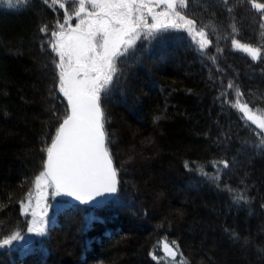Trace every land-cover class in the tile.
<instances>
[{
	"label": "trees",
	"instance_id": "trees-1",
	"mask_svg": "<svg viewBox=\"0 0 264 264\" xmlns=\"http://www.w3.org/2000/svg\"><path fill=\"white\" fill-rule=\"evenodd\" d=\"M63 2L0 4V241L27 234L28 194L69 114L51 47L65 12L67 24L78 20ZM254 3L264 0H189L180 10L209 46L169 28L117 60L101 93L117 197L90 209L52 195L65 204L48 234L28 249L20 239L0 247V264H167L163 242L177 264H264L262 130L237 112L232 90L264 117V12ZM233 39L259 47V60Z\"/></svg>",
	"mask_w": 264,
	"mask_h": 264
},
{
	"label": "snow or ice",
	"instance_id": "snow-or-ice-1",
	"mask_svg": "<svg viewBox=\"0 0 264 264\" xmlns=\"http://www.w3.org/2000/svg\"><path fill=\"white\" fill-rule=\"evenodd\" d=\"M153 2L166 5V10L154 12ZM27 3L28 0H0V4L8 8ZM51 3L66 8L63 0H51ZM72 3L77 8L75 16L79 18V23L74 28H65L72 18L66 11L64 23L58 22L60 31L52 33L57 39L51 45L60 58L57 63L60 69L59 90L67 98L70 114L65 116L51 146L46 149L45 168L35 177L34 184L39 188L46 178H50L56 195L63 194L91 203L98 196L117 191V170L105 146L101 93L112 83L117 59L139 39L138 29L185 28L201 38L198 41L201 50L209 46L211 40L207 39L204 28L198 29L196 21L180 10L188 7L189 0H72ZM87 5H91V10ZM253 7L264 12V3H254ZM145 10L155 23H148ZM160 17L165 19L162 21ZM261 18L264 19V16ZM41 31L47 32V26ZM232 43L253 60H259V47L242 44L236 39ZM228 87L233 86L229 84ZM242 95L237 93L238 97ZM233 106L243 112L246 119L264 129V120L251 114L252 110L246 102L237 99ZM221 163L228 166L227 162ZM45 226L46 222L42 219L39 222L34 219L28 231L43 235ZM19 239H22L19 233L13 234L0 241V247ZM163 249L175 257V250L167 242H163Z\"/></svg>",
	"mask_w": 264,
	"mask_h": 264
},
{
	"label": "rangeland",
	"instance_id": "rangeland-1",
	"mask_svg": "<svg viewBox=\"0 0 264 264\" xmlns=\"http://www.w3.org/2000/svg\"><path fill=\"white\" fill-rule=\"evenodd\" d=\"M86 7H88L89 10H91V5H87ZM153 10L154 12H162L166 10V5L163 4H155L153 2ZM83 15V14H82ZM145 19L148 21L149 24L155 23V21L152 20V17L150 15L147 14V11L145 10ZM159 19H161L162 21L165 19L164 17H160ZM79 23V18L77 20L76 25ZM76 25H71V24H66L65 28H68L69 26L71 27H76ZM171 28V27H170ZM169 28H162L159 31L156 30H152L149 31V29L147 27H142L140 29H138L139 32V39H137L135 41V44L131 47L128 48L127 52L125 53L124 58L128 56V54L135 49L136 45L138 44V42L142 39V38H152L154 36H157L161 31L166 30ZM186 30V29H184ZM60 29L59 27L54 30L53 32H59ZM57 37L56 36H51V45L52 43H54L56 41ZM123 56L119 57L117 60L122 59ZM117 62V61H116ZM234 92V104L236 102L237 99H240V101L242 103L246 102L245 97L242 95L240 97L237 96V93H242L240 91H237L236 89H232ZM247 103V102H246ZM249 106V105H248ZM235 109L237 110V112L241 115V117L245 120L246 123L250 124V125H255L258 127L257 123H253L251 120H248L245 118V114L241 111L238 110V108L235 107ZM249 109L252 110L251 107H249ZM251 114L259 117L261 120H264L263 116H260L257 114V112H255L254 110L251 111ZM260 128V127H259ZM262 130V134L260 135V131L257 132L258 135H260L261 139H259L258 144L259 145H264V129ZM251 149L253 148L252 146L250 147ZM256 149V148H255ZM55 194V189L53 187V185H51V181L49 180V178H46V182L42 183L40 185L39 188H37L36 186H34V189L32 190V192H30L28 194L26 203H25V211H27L28 213H30V223H29V228L32 227V221L35 219L37 222H39L41 219L43 221L46 222V226H45V232L43 235H37L35 232H27V234L21 236L22 239L19 240L21 246H22V250L23 249H28L29 246L31 247L33 245V241L34 238L36 236L40 237V236H46L48 234V229L53 226L56 223V210L62 206L65 203L61 202H51L50 199L52 198L51 196ZM57 197L59 199H64L65 197L61 196V195H57ZM33 213H35L36 215L33 216ZM91 219H94L96 217V215L94 214L93 211H91L90 213ZM164 259H167V264H177V260L175 258H172L171 255L167 254L166 252L164 253L163 256Z\"/></svg>",
	"mask_w": 264,
	"mask_h": 264
},
{
	"label": "water",
	"instance_id": "water-1",
	"mask_svg": "<svg viewBox=\"0 0 264 264\" xmlns=\"http://www.w3.org/2000/svg\"><path fill=\"white\" fill-rule=\"evenodd\" d=\"M67 103H68V101H67ZM68 108H69V114H70V106L69 105H68ZM104 131H105V129H104ZM105 146L107 147V135H106ZM111 159H112V157H111ZM112 162H113V167L116 169V166H115V163H114L113 159H112ZM49 180H50V178H49ZM117 180H118L117 191L115 193H113V194H105L103 196H98L96 198V201H93L91 203H83V202H81L79 200H76L74 197H69V196H66V195H63V194H61V195H63L66 198V200L69 203H71V204L85 206V207L90 208V209L99 208L101 206H104V205L110 203L112 200H114L117 197V195L119 193V186H120L118 172H117Z\"/></svg>",
	"mask_w": 264,
	"mask_h": 264
},
{
	"label": "bare ground",
	"instance_id": "bare-ground-1",
	"mask_svg": "<svg viewBox=\"0 0 264 264\" xmlns=\"http://www.w3.org/2000/svg\"><path fill=\"white\" fill-rule=\"evenodd\" d=\"M257 144V143H256ZM168 239V238H167ZM153 241V240H152ZM158 241V240H157ZM171 243V242H170ZM175 258V257H174ZM164 262V261H163Z\"/></svg>",
	"mask_w": 264,
	"mask_h": 264
}]
</instances>
